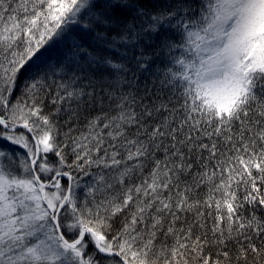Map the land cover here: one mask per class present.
Here are the masks:
<instances>
[{
	"label": "snow or ice",
	"instance_id": "6c2138e0",
	"mask_svg": "<svg viewBox=\"0 0 264 264\" xmlns=\"http://www.w3.org/2000/svg\"><path fill=\"white\" fill-rule=\"evenodd\" d=\"M0 264H264V0H0Z\"/></svg>",
	"mask_w": 264,
	"mask_h": 264
}]
</instances>
